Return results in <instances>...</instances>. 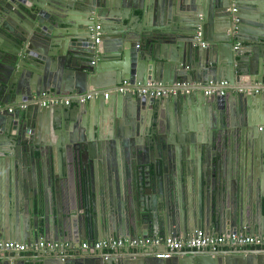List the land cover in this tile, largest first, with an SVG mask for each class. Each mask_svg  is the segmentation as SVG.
Here are the masks:
<instances>
[{"label": "water", "instance_id": "obj_1", "mask_svg": "<svg viewBox=\"0 0 264 264\" xmlns=\"http://www.w3.org/2000/svg\"><path fill=\"white\" fill-rule=\"evenodd\" d=\"M0 15V33L9 43L0 44V104L27 102L24 110L0 113L6 138L0 137V239L66 238L74 245L110 237H188L198 230L264 233L259 202L238 204L247 190L239 183H250L238 169L264 175V95L251 96L235 85L243 76L264 83V0H0ZM126 19L136 24L123 22L121 28ZM102 34L117 38L106 45ZM104 60L111 61L108 70L99 65ZM125 80L202 87L157 98L110 92L105 99L104 93ZM221 81L228 84L225 93L205 99V85ZM45 92L60 98L63 92H90L93 98L43 105ZM116 95V105L107 107ZM59 156L73 173L83 172L78 200L69 197L70 169L56 170ZM35 175L42 179L39 190ZM188 181L194 184L190 194ZM19 183L27 188L23 201L21 192L13 196ZM260 199L263 207V192ZM51 201L55 217L49 216ZM26 259L4 254L0 264ZM29 259L264 264V248L178 253L165 260L143 253L102 259L87 252Z\"/></svg>", "mask_w": 264, "mask_h": 264}, {"label": "built area", "instance_id": "obj_2", "mask_svg": "<svg viewBox=\"0 0 264 264\" xmlns=\"http://www.w3.org/2000/svg\"><path fill=\"white\" fill-rule=\"evenodd\" d=\"M99 26L93 27L98 29ZM92 29V28H91ZM201 35L200 31H197L196 37ZM95 42H99L98 38ZM209 90H204L206 96L209 95H223L225 93V87L228 85L226 81L213 84ZM196 84L175 83L173 85H162L157 82L147 81L145 84L139 82L123 81L120 85H117L110 89L109 92L104 93V97L107 98L108 94L125 92H137L143 96L168 97L176 94H188ZM247 92H253L255 94H264V86L254 87V89L246 90ZM93 98L91 93L85 94H71L60 98L57 96H49L46 100L42 101L43 105L46 104H58L63 103L69 105L73 100L84 103L87 100ZM16 108L5 106L0 104L1 112H14ZM225 247H249V248H264V237L249 236L239 233H226L218 234L216 236H206L201 232L194 233L188 237L181 236H156L146 238H121L110 237L98 241H83L79 245V249L86 250L90 253H98L103 256L104 259H108L114 256H121L125 253L137 254L143 253L165 260L171 258L178 253H187L191 251H200L202 253H217L219 250ZM78 250L76 246H73L67 241H41L38 243H20L16 241H0V253L8 252L17 254H27L31 257L40 256L42 253H48L53 255L62 254L63 251H67L66 255L71 257L73 252ZM65 253V252H63ZM70 253V254H68Z\"/></svg>", "mask_w": 264, "mask_h": 264}, {"label": "crops", "instance_id": "obj_3", "mask_svg": "<svg viewBox=\"0 0 264 264\" xmlns=\"http://www.w3.org/2000/svg\"><path fill=\"white\" fill-rule=\"evenodd\" d=\"M0 18H1V15H0ZM148 20H149V17H148ZM123 22L124 23H126L127 24V26L131 23V24H136V21H135V19L134 20H129L128 22H127V19L126 20H123V21H121V23L119 24V26L122 28L123 26H122V24H123ZM139 26H141V23L140 24H138ZM124 28H125V26H124ZM101 38L102 39H104V42L106 43V45L107 44H110V43H113L114 41H115V38H117V37H115L114 35H104V34H102L101 35ZM102 43H103V40H101V42L99 43V45H100V47L102 46ZM0 44H1V46H4V45H8L9 43H8V40H7V37H6V35L5 34H1L0 33ZM3 44V45H2ZM240 45L238 44V43H235V48H237V47H239ZM249 47H250V45H248V46H246V47H242L244 50H249ZM99 49H101V48H99ZM258 49V48H257ZM110 64H111V61H109V60H104V61H100V63H99V65H100V67H103L104 66V68H101V69H106V70H108L109 69V67H110ZM264 64V63H263ZM262 63H259V66H262L263 65ZM242 77V76H241ZM240 77V78H241ZM248 76H243L242 77V79H241V81L240 82H236L235 83V85L236 86H244V87H246L245 88V92H246V94H249V95H255V96H257V97H259L258 95H264V94H255V93H253V92H247L246 90H249L250 88L251 89H254V87L256 86V87H259V86H264V83L262 84V82H256V83H253V82H250V80H248ZM198 86H200V87H202V85L200 84V85H198ZM92 88L91 87H88V90H91ZM204 89H207V90H209V87H208V85H205V88ZM192 91H193V89H192ZM241 90H238V92H240ZM191 92V91H190ZM189 92V93H190ZM199 93H200V91H198ZM234 93H236L237 91L235 90V91H233ZM86 93H88V92H86ZM188 93V94H189ZM198 93V94H199ZM53 95L52 96H54L55 94L54 93H52ZM71 94H74V93H67V92H63L62 93V95L61 96H63V98L65 97V96H68V95H71ZM202 94H203V96L205 97V99H208L209 101H213L214 99H215V96L216 95H209V96H206L205 94H204V91L202 92ZM50 96V94H49V92H45V93H43L42 95H41V101H40V103L42 104V101H44V100H46L48 97ZM168 97H170V96H168ZM119 98H120V95H116L115 97H114V99L112 100V104H110V105H107V107H113V105L115 106L116 105V103L118 102V100H119ZM12 100H14V99H12ZM114 103V104H113ZM26 104H27V102H25V101H20V102H8V103H6V104H2V106L3 105H5V106H10V107H14V108H16V110H24L25 108H26ZM65 105V104H64ZM1 113H4V112H1ZM6 113H8L7 111H6ZM215 128V126L214 125H212V129H214ZM1 130V129H0ZM3 130V129H2ZM2 133L3 132H1V134H0V137H2V139H6L5 138V136H3L2 135ZM52 163V162H51ZM55 164L57 165L56 166V170L57 171H61V172H63V173H65L68 169H70V171H71V173L72 174H70V176H72V178L70 179V187H69V191H71V192H73V193H71V192H69L68 191V193H71V195L69 196L70 198H74L75 196L74 195H72V194H75L76 195V197H75V199H77L78 200V192H79V186H80V175H83V172H82V170H80V172H78L77 170H75V172L73 173V167L71 166V167H69V164H70V162L68 163V162H62L61 161V158H60V156H59V160H58V157H56L55 158ZM49 166H50V161H49ZM48 165H47V163L45 162V167L47 168V167H49ZM121 167H123L122 165H121ZM73 169V170H72ZM122 171H123V169H122ZM239 171V172H238ZM238 173L240 174V176L243 178V179H245L246 181H249L250 183H249V186L247 185V184H245V183H243V185L245 186V187H247V188H245V189H247V190H243V192L240 194L241 196H239V201H238V204L240 205V206H243L244 205V207H246V205H253L254 204V201L255 202H259V204H257L258 206H260L259 207V211H258V217H257V219H258V221L261 223L260 225H261V227H264V206L262 207L261 206V199H260V192H263L264 193V175H260L259 177H256L251 171H249L247 168H244V169H242L241 171L238 169ZM81 173V174H80ZM32 179V178H31ZM196 181H199V180H196ZM195 181V182H196ZM32 182H33V185H35L36 186V188H38V190L41 188V185L43 186V183H42V179H39V178H37L36 177V175H35V179H32ZM25 183V182H24ZM187 183V186H188V188H187V194H190V183L192 184V185H194L193 183H192V181L191 182H186ZM37 184V185H36ZM81 184H82V179H81ZM72 187H73V189H72ZM181 188H182V186H181ZM14 189L17 191H13V196H15L18 192H21V200L20 201H23L24 199H25V194H24V191L27 189V188H25L24 186H22L20 183L19 184H16V185H14ZM250 191H249V190ZM197 192H198V190H197V188L195 187L194 188V193L195 194H197ZM59 202H60V207L62 208V207H64V205L63 204H65V201H62V200H60L59 199ZM67 204V203H66ZM261 207H262V209H261ZM48 210H49V216H52V217H55L56 215L55 214H57V213H55V206L53 205V202L51 201V204H50V202H49V204H48ZM64 210H66V207H64ZM60 212V214H59V216H61V215H63L65 212L64 211H59ZM261 212H263V215H262V213ZM248 235L249 236H257V237H264V233H263V231H262V229H260V230H257V231H250V233H248ZM67 239L66 238H64L63 239V241H66ZM80 252V254L79 255H82L84 252L86 253V251H84V250H79ZM63 252H65V253H63ZM62 252V254H58V256L59 255H66V252L67 251H63ZM88 253V252H87ZM68 254H70V253H68ZM89 254V253H88ZM15 256V255H14ZM23 256V255H22ZM78 256V255H77ZM25 257V256H24Z\"/></svg>", "mask_w": 264, "mask_h": 264}, {"label": "clouds", "instance_id": "obj_4", "mask_svg": "<svg viewBox=\"0 0 264 264\" xmlns=\"http://www.w3.org/2000/svg\"><path fill=\"white\" fill-rule=\"evenodd\" d=\"M140 83V82H139ZM113 88V87H112ZM88 93H90V92H88ZM106 99V98H105ZM1 240H3L4 241V239H0V241ZM102 240V239H101ZM5 241H9V240H5ZM11 241H14V240H11ZM49 241H52V240H49ZM67 241V240H66ZM83 241H90V240H83ZM83 241H81V242H83ZM94 241V240H93ZM16 242H19V241H16ZM68 242V241H67ZM81 242L80 243H78V244H74L73 246H76L77 248H78V250H76V251H74L73 252V255L72 256H77V255H79L80 253V251L79 250H81V249H79V245L81 244ZM20 243H25V242H20ZM70 243V242H69ZM84 251H86V250H84ZM86 252H88V251H86ZM4 254H6L7 256H9V257H11V256H14L15 254H13V253H8V252H2V253H0V257H2ZM20 255H23V256H25L27 259L26 260H30L29 258H33V257H38V256H33V257H31L30 255H25V254H20Z\"/></svg>", "mask_w": 264, "mask_h": 264}, {"label": "bare ground", "instance_id": "obj_5", "mask_svg": "<svg viewBox=\"0 0 264 264\" xmlns=\"http://www.w3.org/2000/svg\"><path fill=\"white\" fill-rule=\"evenodd\" d=\"M198 232H201V233H203V234L206 235V236H216V235H213V234H206V233H204L203 231H199V230L193 232L192 234H194V233H198ZM248 248H249V247H231V248H229V247H225V248L219 250L217 253H219V252H221V251L226 252V251L243 250V249H248ZM88 253H89L90 255H92V256H94V255H99V256L102 257V259H104L103 256H102L101 254H98V253H90V252H88Z\"/></svg>", "mask_w": 264, "mask_h": 264}, {"label": "rangeland", "instance_id": "obj_6", "mask_svg": "<svg viewBox=\"0 0 264 264\" xmlns=\"http://www.w3.org/2000/svg\"><path fill=\"white\" fill-rule=\"evenodd\" d=\"M189 235H191V234H189ZM121 238H123V237H121ZM90 241H93V240H90ZM94 241H98V240H94ZM192 252H193V253H202V252L197 251V250H196V251H191V252H189V253H192ZM210 254H215V253H210Z\"/></svg>", "mask_w": 264, "mask_h": 264}, {"label": "trees", "instance_id": "obj_7", "mask_svg": "<svg viewBox=\"0 0 264 264\" xmlns=\"http://www.w3.org/2000/svg\"><path fill=\"white\" fill-rule=\"evenodd\" d=\"M252 249H257V248H252ZM25 264H41V263H32L31 261H27Z\"/></svg>", "mask_w": 264, "mask_h": 264}, {"label": "flooded vegetation", "instance_id": "obj_8", "mask_svg": "<svg viewBox=\"0 0 264 264\" xmlns=\"http://www.w3.org/2000/svg\"><path fill=\"white\" fill-rule=\"evenodd\" d=\"M240 180H241V179H240ZM239 185H243V183L240 182ZM72 245H73V244H72Z\"/></svg>", "mask_w": 264, "mask_h": 264}]
</instances>
